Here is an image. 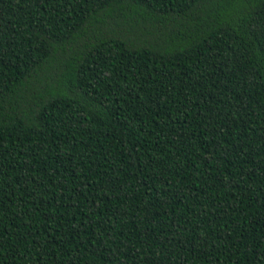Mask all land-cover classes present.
<instances>
[{
  "label": "trees",
  "instance_id": "obj_1",
  "mask_svg": "<svg viewBox=\"0 0 264 264\" xmlns=\"http://www.w3.org/2000/svg\"><path fill=\"white\" fill-rule=\"evenodd\" d=\"M0 264H264V0H0Z\"/></svg>",
  "mask_w": 264,
  "mask_h": 264
}]
</instances>
